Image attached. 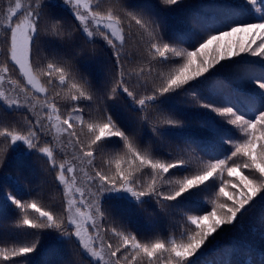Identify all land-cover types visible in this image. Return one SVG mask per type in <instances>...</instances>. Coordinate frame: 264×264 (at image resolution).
<instances>
[{
  "label": "snow or ice",
  "instance_id": "snow-or-ice-1",
  "mask_svg": "<svg viewBox=\"0 0 264 264\" xmlns=\"http://www.w3.org/2000/svg\"><path fill=\"white\" fill-rule=\"evenodd\" d=\"M161 3L175 11L170 6L182 0ZM61 6L71 22L52 11ZM137 7L129 0H0V113L22 117L0 118V171L9 151L35 154L55 172L60 198L59 210L23 199L19 179L2 177L10 185L5 200L18 210L12 227L22 242L0 246V264H31L45 233L74 246L81 264H232L227 252L220 261L206 257L224 226L242 227L241 217L264 203V0H224L217 13L198 16L196 28L167 38L159 13ZM133 35L141 45L136 55L126 52ZM49 51L42 62L34 60ZM100 53L108 67L103 82H94L77 61ZM217 65L242 71V87L225 96L206 94ZM249 85L254 87L245 90ZM179 95L190 96L223 124L200 120L203 139L183 137L185 146L176 145L175 156L164 153L166 146L143 144L109 105L126 98L154 136H180L168 129H183L185 119L160 112ZM97 155L104 166H97ZM225 172L234 179L225 180ZM209 188L211 210L193 205ZM113 202L144 211L154 202L157 215L182 219L168 236L153 228L141 237L117 217ZM51 264L73 261L61 255Z\"/></svg>",
  "mask_w": 264,
  "mask_h": 264
},
{
  "label": "trees",
  "instance_id": "trees-1",
  "mask_svg": "<svg viewBox=\"0 0 264 264\" xmlns=\"http://www.w3.org/2000/svg\"><path fill=\"white\" fill-rule=\"evenodd\" d=\"M24 2V0H21ZM224 2V0H182L180 5L170 6L175 11H170L169 6L163 5L161 0H129L131 5L138 6L135 10L139 11V6L146 7L149 12H158L163 26L165 28V37L173 31H180L188 33L190 28H196V18L201 15L211 16L217 13L219 9L217 4ZM55 15L65 20L66 23L72 21L70 14H65L63 7L52 10ZM199 30L198 28L196 29ZM132 32H136V28L133 22ZM239 37L227 38L232 42H235ZM46 40L49 38H45ZM190 40H198V36L189 34ZM259 42V41H257ZM52 44L58 50L60 44L56 40H52ZM99 45H103L102 41H98ZM255 47V45H253ZM141 48L138 37L133 35L126 45V52H132L137 54ZM46 55H51V52L40 53L39 58L34 56L36 62H42ZM3 50L0 48V62H2ZM139 59V57H136ZM245 59L255 61L257 63L262 62L260 57H250L245 54ZM106 54L100 53L95 58H89L87 55L80 57L77 61V68L82 75L87 76L94 82H103L107 67ZM236 60L239 57L234 58ZM224 65H228L231 61H222ZM146 67V65H144ZM218 69V71H217ZM215 76L210 80L205 89L206 94L213 96H225L230 94L233 90L242 87L241 78L242 71L235 67H224L220 65L216 66ZM15 75V73L13 74ZM145 75H148L147 71ZM247 87L254 86H245ZM53 92L49 91V95ZM111 111L117 116L120 121L129 125L136 130L139 140L143 144L150 142L155 143L157 146H166L163 148L164 153L169 151L176 155L175 147L179 145L181 148L183 144V137H191L195 140H201L204 137V133L201 131L199 121L206 119L207 117L214 118L218 123L223 124V119L215 116L214 113L207 112L206 109L200 108L192 98L188 95L176 96L170 103L161 105L160 112L164 115H172L177 119H185V127L183 129L175 128L168 129L170 132H179L180 136H164L156 137L152 133L151 125L149 123H142L139 121V113L134 112L126 104V98L118 99L116 101H109ZM93 108L95 105L92 106ZM90 110H86L87 112ZM185 114L182 117L180 114ZM150 118H155L156 113L153 110H149ZM0 118L11 121L21 120L22 117L17 113L3 114L0 113ZM224 127L231 128L230 125L224 124ZM163 131L164 128L162 127ZM227 148V145H224ZM23 151V149H21ZM70 151V150H69ZM63 155L62 153L60 154ZM198 155H203L198 152ZM207 159V157H203ZM97 166L103 165V157L97 155ZM193 170L195 165L193 164ZM176 171V170H173ZM248 170H244L247 173ZM11 176L14 179H19L21 188V198L30 199L36 198L45 205H50L57 210L60 209V198L57 193V183L54 180L55 172L48 170V165L43 158H38L35 154L32 156H22L20 153L9 151L5 160L4 168L0 171V246L7 245L9 247L12 244L22 242V238L17 234V231L12 227L15 219L18 215V210L14 205H10L5 200V195L10 188V185L5 182L2 177ZM225 180H233L229 178L227 172L224 173ZM213 189L209 188L206 192H201L199 196L195 197L192 201L193 205H200L207 210H211V203L209 197L212 195ZM259 199V198H257ZM117 217H122L123 221L127 224V227L140 234L141 237L150 233L153 228L161 232L163 236L171 234L172 227L176 226L181 221V215L173 217L165 216L163 213L159 215L153 212L155 208L154 202H150L145 205L147 211L136 207H128L120 202H113ZM242 227L240 224L233 229L231 226H224L225 231L218 236V243L216 250L211 251L206 257V260L211 262L212 260L220 261L225 252L228 253V257L231 259L232 264H247L251 261V264H261V254L264 253V203H257L254 208L250 209L245 216L241 217ZM31 231V230H26ZM179 235L178 231L176 233ZM115 242V241H113ZM64 256L66 259L73 261V264H81V258L76 254L74 246L61 245L56 240V233H45L43 239L40 242V247L37 252L31 254V264H44L47 260L53 262L57 260L59 256ZM20 259V258H18ZM86 264V262H85Z\"/></svg>",
  "mask_w": 264,
  "mask_h": 264
}]
</instances>
